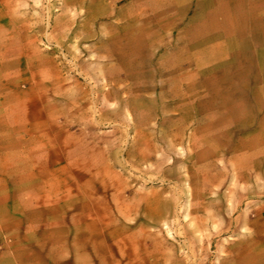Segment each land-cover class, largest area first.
<instances>
[{"label":"rangeland","instance_id":"374dc122","mask_svg":"<svg viewBox=\"0 0 264 264\" xmlns=\"http://www.w3.org/2000/svg\"><path fill=\"white\" fill-rule=\"evenodd\" d=\"M12 149L48 212L21 226L25 262L256 264L264 0H0Z\"/></svg>","mask_w":264,"mask_h":264},{"label":"crops","instance_id":"0c3cea01","mask_svg":"<svg viewBox=\"0 0 264 264\" xmlns=\"http://www.w3.org/2000/svg\"><path fill=\"white\" fill-rule=\"evenodd\" d=\"M25 158L20 151H6L0 155V201H17L20 205L12 210L5 207L0 209V223L5 226L11 241L5 244L0 252V264H31L29 260L24 261L25 244L23 237L25 232L21 231L24 224H40L39 218H46L48 212L36 207L38 201H35V194L39 191V180L30 174L34 162H24ZM10 176L11 182L8 183ZM14 176V177H13ZM36 202V203H35ZM45 207H51L49 201L44 200ZM64 218L71 217L65 210L62 211ZM31 230L33 228L31 227ZM260 233V232H259ZM40 240H35L31 244H36L38 249L47 247L45 239L40 236ZM61 244L59 241H53L54 244ZM52 244V243H51ZM259 257L255 258L256 264H264V242L259 240Z\"/></svg>","mask_w":264,"mask_h":264}]
</instances>
